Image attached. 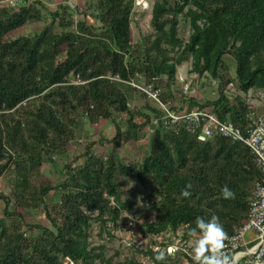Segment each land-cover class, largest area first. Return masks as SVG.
<instances>
[{"label": "trees", "instance_id": "trees-1", "mask_svg": "<svg viewBox=\"0 0 264 264\" xmlns=\"http://www.w3.org/2000/svg\"><path fill=\"white\" fill-rule=\"evenodd\" d=\"M3 1L0 181L12 176L14 185L9 193L0 190V264H120L106 256V246H93L92 228L98 223L101 233L115 238L137 194L148 186L147 212L153 217L139 230L152 238L181 232L188 249L165 252L163 261L156 260L159 251H141L150 264H182L183 258L194 264L188 232L197 217L215 215L227 236L233 235L248 218L262 180L250 148L218 135L201 142L183 124L171 130L163 109L126 82L153 84L162 102L175 103L178 68L190 63V74L218 81L220 96L205 104L191 97L187 110L211 108L246 134L248 113L256 109L242 94L264 92V0H154L152 31L136 43L137 0H88L84 13L93 24L76 20L83 13L68 0L54 10L41 0L17 7ZM43 21L34 35L12 37ZM182 23L189 26L188 40L181 36ZM226 57L236 63V78ZM234 83L241 94L232 99L226 89ZM101 121L114 126L115 136L99 133L92 140L86 126ZM144 138L141 157L127 159L123 150ZM80 141L86 142L84 151L62 167L64 179L43 181L45 164L58 168L55 158L68 157ZM97 146H108V152ZM188 184L191 196L185 198ZM225 185L234 198L222 197ZM39 210L48 226L26 220V213Z\"/></svg>", "mask_w": 264, "mask_h": 264}, {"label": "rangeland", "instance_id": "rangeland-1", "mask_svg": "<svg viewBox=\"0 0 264 264\" xmlns=\"http://www.w3.org/2000/svg\"><path fill=\"white\" fill-rule=\"evenodd\" d=\"M63 0H49L46 6L50 10L56 9L57 5L62 3ZM68 2V1H67ZM154 0H137L136 9L134 13V22L132 24L133 32V42L136 43L140 40L142 33H148L152 31L150 24L152 17V5ZM76 7L80 8L81 14L76 17V20L86 19L89 23H95V20L91 16H86L84 12H88L87 5L88 0H76L73 2ZM45 21L41 23L29 24L26 27L20 29L19 31L12 34V37H18L20 35H34L37 33L44 25ZM189 26L185 23L181 25V36L186 40L190 36ZM225 61L229 67L231 77L236 78V63L230 58L226 57ZM191 69L190 63H184L178 68L175 83V94L177 108L186 109L188 107V100L191 97L196 98L200 104H205L207 101H215L220 96L219 83L216 80H212L211 77L199 78L198 75L190 74ZM236 83V82H235ZM228 87L226 93L232 99L241 94L236 84ZM253 106H255L256 111L264 113V92L256 89H252L248 94H242ZM143 102V101H141ZM86 130L92 140H99V133L105 137L113 138L115 136L114 126L107 121H101L97 125H87ZM148 142V138H144L139 144L128 145L125 150H123V155L127 159H135L141 157L145 152L144 145ZM86 142L80 141L77 145H72L70 148V153L68 157L65 158H55V163L58 165L56 168L50 162H47L43 168V181H49L54 184L62 181L64 179L60 172L62 167L70 161H73L78 155L82 154L84 151V146ZM99 152L105 154L108 152V146L102 148L101 146L96 147ZM14 178L12 176L5 177L0 181V190L5 189L6 192L13 188ZM149 186L141 188V192L137 194L135 198L136 205L133 212L125 214L123 228L118 229L115 232V238H110L107 232L101 229L98 223H96L92 228V244L93 246H106V256L114 263L127 264L130 260L135 259L143 264H150L151 259L149 255L141 253V251H147L151 248L153 251L167 252L168 255L174 254L180 247L184 248V242L181 240V232L178 235L167 234L161 237L152 238L150 236L144 237L139 228L143 223L149 222L152 219V214L148 213V204L145 197L148 195ZM53 194V193H52ZM4 204L0 203V217L3 216ZM26 220L34 225L48 226V221L43 211H31L25 214ZM35 233H39L36 229ZM251 233H248L246 239L249 240ZM157 242L166 244L165 246H160ZM189 247L192 246V241L188 244ZM186 251L187 248H184ZM182 264H187L185 258L182 259Z\"/></svg>", "mask_w": 264, "mask_h": 264}, {"label": "built area", "instance_id": "built-area-1", "mask_svg": "<svg viewBox=\"0 0 264 264\" xmlns=\"http://www.w3.org/2000/svg\"><path fill=\"white\" fill-rule=\"evenodd\" d=\"M47 3L49 0H41ZM76 0L66 2L72 8ZM28 3V0H4L3 3L17 7ZM117 81L125 82L119 77ZM77 83H81L78 79ZM138 90L146 93L165 112V124L171 130H177L180 124L198 137L199 141L206 142L215 136H222L234 142L240 141L248 146L261 170L262 180L258 182L250 199V211L245 222L237 227L234 234L227 236L226 251L236 256V264H264V113L251 111L248 113L249 125L244 134L230 122L222 121L211 108H195L191 111L176 107L175 103H164L161 100V90L155 89L153 84L148 86L136 82H126ZM156 123V122H155ZM251 233L249 240L246 239Z\"/></svg>", "mask_w": 264, "mask_h": 264}, {"label": "clouds", "instance_id": "clouds-1", "mask_svg": "<svg viewBox=\"0 0 264 264\" xmlns=\"http://www.w3.org/2000/svg\"><path fill=\"white\" fill-rule=\"evenodd\" d=\"M192 185L188 184L181 195L185 198L191 196ZM224 199H232L235 194L228 186L221 189ZM188 235L192 238V260L194 264H236V256L226 251L227 233L224 230L219 218L213 215L210 219L197 217L195 227L190 228ZM165 253L159 252L156 255L157 261H163Z\"/></svg>", "mask_w": 264, "mask_h": 264}, {"label": "water", "instance_id": "water-1", "mask_svg": "<svg viewBox=\"0 0 264 264\" xmlns=\"http://www.w3.org/2000/svg\"><path fill=\"white\" fill-rule=\"evenodd\" d=\"M12 158V157H11Z\"/></svg>", "mask_w": 264, "mask_h": 264}]
</instances>
